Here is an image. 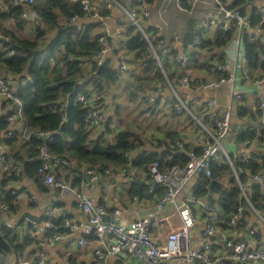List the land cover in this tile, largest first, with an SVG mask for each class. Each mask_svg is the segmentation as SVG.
<instances>
[{"label": "trees", "instance_id": "trees-1", "mask_svg": "<svg viewBox=\"0 0 264 264\" xmlns=\"http://www.w3.org/2000/svg\"><path fill=\"white\" fill-rule=\"evenodd\" d=\"M4 9L0 11V36L7 42L0 41V75L14 78L21 81L29 79L28 83L18 87L14 91L18 100L22 104V128L31 132L26 139L19 137H8L6 131L9 129L10 122L7 121L9 115L16 112L17 107L12 100L7 101L9 110L4 116H0V144L5 147L6 162L10 163V171L3 172L0 179V204H5L8 211L15 214L18 206L13 189L9 186L13 183L27 178L39 181L38 169L41 167L39 159L40 147L44 144L38 134L39 131L59 132L53 139L52 144H48L51 154L71 162L86 163L88 166L96 167L104 171L107 166L123 167L131 165L125 157L139 150L143 140L139 132L135 130L115 131L114 142H107L104 135H99L95 140L90 137V132L86 128L84 121L86 109L79 102L73 103L74 95L71 93L75 85L83 80L86 85L81 92L85 97L95 96L96 104L101 106L106 112V121L109 118L110 110L106 107L108 101V89L112 84L126 85L133 100H143L147 110L155 112L160 108L158 103L148 105L147 98L159 87H166V78L173 87L178 85L179 75L174 69L173 58L177 52L163 58L162 66L164 73L159 69L155 60L151 58L150 46L145 37L135 27L126 28L125 33V52L130 55L128 64L130 71L122 72L119 65L122 56L118 51H112L111 58H105L101 66L92 62V58L101 52L99 38L100 24L96 22H78L88 18L79 2L72 0H33L32 4H15L11 0H2ZM94 1V0H89ZM103 0H96L100 14H108L102 10ZM188 0H180V4L186 8ZM148 4L152 0H146ZM246 0H234L233 7L244 6ZM245 11V9H244ZM29 17L38 21V25L33 26L29 22ZM77 20V22L73 21ZM252 26L259 25L262 33L253 43H244L245 69L252 80L259 78L264 73V61L260 56L264 54V25L259 24V15L256 12L249 18ZM195 20L186 22L187 36L184 43H189L195 37H199L200 47L203 57L199 53H192L194 59L190 62L197 70L207 73L213 68L211 62L222 63L224 61L227 48L231 45L236 36V29L232 27L229 31L215 29L206 37L194 33L196 27ZM145 34L151 38L155 34L152 26L141 23ZM98 29V30H97ZM12 50L13 54H9ZM198 57L195 59L196 55ZM124 56V55H123ZM89 63V64H87ZM260 71L262 74L255 75L254 72ZM122 74H129L131 81L123 82ZM166 76V77H165ZM224 76H226L224 74ZM198 79V77H197ZM196 81H200L198 80ZM202 80H206L201 78ZM208 79V78H207ZM67 100V101H66ZM170 111L175 115L173 105ZM113 117H117L118 105L115 104ZM112 111V110H111ZM239 116H244L245 112L239 108ZM114 117V118H115ZM110 117L108 121L112 120ZM191 119V118H190ZM109 121V122H110ZM208 123V118H205ZM253 125L250 129L237 134V142L258 143V151L246 159L230 157V163L221 157L218 161H211L210 176L201 177V183L194 192L196 198L204 199L208 195V187L213 181V195L217 196L218 203L222 208V214L218 229L229 232L236 229L230 224L231 218L238 215V208L247 207L246 201L242 198V186H246L255 174L264 175V129L254 130ZM109 130V128H107ZM110 132L108 131V135ZM170 140L174 134L169 135ZM22 143L24 153L17 150V143ZM174 148V154L164 157L142 156L133 164L135 166H149L154 161H159L161 168H169L175 165L183 166L188 161V153L191 152L199 156L201 149H191L184 147L182 152ZM176 152V153H175ZM170 156V159H168ZM14 168L20 170L19 176L14 174ZM227 176L231 184L229 188L223 185V176ZM237 177H236V176ZM139 187V186H136ZM245 192V191H244ZM246 196L251 206L264 218V185L254 183L246 192ZM214 201L211 198L210 203ZM56 228L57 232H64L60 228L62 225L53 218H47ZM1 234L11 247V256L14 258L13 264H17L25 258V249L30 244L18 243V235L8 228H3ZM8 254L0 252V264H4Z\"/></svg>", "mask_w": 264, "mask_h": 264}, {"label": "built area", "instance_id": "built-area-1", "mask_svg": "<svg viewBox=\"0 0 264 264\" xmlns=\"http://www.w3.org/2000/svg\"><path fill=\"white\" fill-rule=\"evenodd\" d=\"M15 4L30 5L33 0H11ZM73 2H79L82 10L87 17L91 19V22L100 24L101 34L99 43L101 44V52L92 58V62L97 66H101L103 60L106 58V54L111 52V47H107L109 40L113 36V31L110 30L108 25V14L101 15L100 8L97 6V2L89 0H72ZM102 7L104 11L117 8L125 15V22H123L116 31L118 36L126 28L135 26L140 33L145 37L149 46L151 58L156 61L159 69L164 73L162 60L167 56L172 55L175 50L173 42L177 40V33L169 31V22L165 18L164 12H160L158 20L153 21L151 17V10L146 0H133L132 5L125 6L118 0H103ZM198 3H204L207 7L206 12L198 19L195 27V35L198 33L201 37L206 38L211 31L215 29H221L222 31H229L234 27L236 29V36L231 45L227 48L224 61L222 63H216L212 71L216 74V77L194 82L197 79L193 75L195 66L190 62L194 57L192 53H200V41L199 37H195L189 43H186L185 49H189V52L177 53L173 58L174 69L182 77L179 79L178 85L173 87L169 80L166 78V87L164 89L157 88L147 98L148 105L166 106L172 108V98L176 103L173 105L175 114L189 115L194 121H196L207 133L208 139H206L205 145L201 148L199 156L189 152L188 161L183 166L175 165L170 168H161L159 161L152 162L149 167V177L151 181H155L156 185L161 188V197L163 202L176 204L179 196L187 185L197 177H209L211 161H218L221 157H224L230 163V155L227 153L223 146L222 141L226 140L228 136L233 135L232 130V116L236 113V110L223 111L215 99L209 98L204 101L193 99L192 105L196 108H201V111L205 117L208 118V123H201L199 117L193 114L189 103V98L192 93H201L211 89H217L223 83H232L234 91V98L240 100V92L236 89L237 80L240 78L249 79L250 76L245 69V57H244V43H253L261 35L262 30L259 25L252 26L249 20V16L245 14L244 7H233L226 4L224 0H188L186 4L189 8L180 4V0H174L173 6L175 9L189 16L191 14V7ZM3 1L0 0V11L4 8ZM259 24L264 25V8L259 12ZM77 22V20L73 19ZM31 25H38V21L29 17ZM152 26L155 30V34L149 38L141 23ZM108 39V42H106ZM125 40L118 42L114 51L124 50ZM9 54H13L12 50ZM119 65V70L122 72L130 71L131 66L128 61L125 60L123 54ZM196 55V54H195ZM198 57L196 55L195 59ZM240 60V63L237 62ZM260 60L264 61V54L260 56ZM89 64V63H87ZM233 68L231 71L230 69ZM165 74V73H164ZM224 74L226 76H224ZM166 77V76H165ZM197 79V80H198ZM13 78L4 77L0 75V101L7 103L8 100H12L17 107L16 112L13 115L7 117L8 122L16 120L21 123L22 121V104L18 100L16 93L12 87ZM84 81L78 82L71 93L75 94L73 103H81L86 109L85 123L88 131L102 129L103 124L106 121L105 110L96 104L95 96L85 97L81 92L85 89L86 85ZM255 85L261 86L264 84V75L253 80ZM180 90L184 91V95L180 94ZM170 92V94H168ZM165 93L168 94V98H164ZM255 98L258 103V110L254 113L252 120L254 121L253 129L258 131L264 129V99L260 92L255 93ZM67 101V100H66ZM9 110V108L7 109ZM8 137H23L28 138L31 132H28L25 128L21 131H15L8 129L6 131ZM41 139L44 144L40 147L39 159L41 160V167L38 169L39 179L43 180L45 184L55 186L60 189H64L65 186L54 175V171L61 165H69V163L56 155H53L48 150V144H52L54 137L59 132L52 131H39ZM247 144V143H244ZM175 145H179L175 141ZM264 152V148L261 149ZM127 161L131 163V157L129 154L125 155ZM246 159V157H239ZM0 165L4 167L6 172L10 171V163L6 162L5 147L0 144ZM83 174L87 177L88 182H94L98 179L101 171L96 167L88 166L84 164ZM124 172L125 169H122ZM20 170L14 168V174L19 176ZM130 173L134 172L130 170ZM236 176V175H235ZM237 177V176H236ZM253 181L264 185V175L255 174ZM242 194H245L243 186L238 182ZM151 189L153 186H149ZM1 194V192H0ZM78 204L85 216V221L77 224H72L68 220L64 219L60 228L64 232H57L58 228L45 220L41 223L36 221H29L30 226L33 229V234L36 236L40 234L42 229L49 233V237L46 243L49 246H54L62 240H69L74 231L81 229L85 235L94 236L97 240L105 244L106 254L109 256H125L133 259L140 260L144 264H157L161 261L175 260L179 264H264V249L254 248L249 249L244 243L234 242L228 239V236L222 234L224 249L217 253V249H214L211 245H204L200 249H192L190 245V229L195 223V214L201 213L206 215L207 224L204 228L203 235L211 238L218 233L216 228L217 218L215 211L208 202L201 198H196L194 195L184 199L179 204H176V210L180 216L181 225L169 233L166 240L161 243H157L151 236V221L149 218H139L129 225L122 226L116 225L113 222L105 221L106 212L101 207L93 205L92 201L84 194H74ZM254 209V208H253ZM8 211V207L5 204H0V212ZM238 215L234 216L230 220V224L235 226L238 218L242 213V208H238ZM258 215V212L254 210ZM118 214V211L115 212ZM259 216L262 217L259 213ZM263 223L264 219L262 218ZM5 228H12L9 223H3ZM257 232V228H253L248 231L252 236ZM82 243V240H79ZM221 245V244H220ZM99 257H102L100 252H96ZM4 264H9L4 262ZM17 264H53L49 262L44 254L36 255L32 257H25Z\"/></svg>", "mask_w": 264, "mask_h": 264}, {"label": "crops", "instance_id": "crops-1", "mask_svg": "<svg viewBox=\"0 0 264 264\" xmlns=\"http://www.w3.org/2000/svg\"><path fill=\"white\" fill-rule=\"evenodd\" d=\"M118 1L125 6H130L133 3V0ZM173 1L174 0H152V3L149 4L151 17L153 21H157L158 15L160 12H164L163 9L165 8V18L169 22V31L171 33L174 31L178 35L177 40L173 42L176 52H189V49H185L186 44L184 43L187 36V28H185L186 22L188 20H195L197 22L206 12L207 7L204 3H198L191 7V14L186 16L175 9L172 5ZM224 1L229 6H232L234 2V0ZM243 7L245 8V14L250 18L253 12H256L258 15L264 8V0H246ZM108 16V25L110 30L113 31V36L109 40L107 47H111L112 52L118 42L126 39L125 35L118 36V34H116V31L119 30L118 27L125 22V15L117 8H113L108 10ZM91 21V19L85 18L78 23L81 24ZM171 23H176V28H174V25ZM98 31H100V28ZM124 33L125 31H122L121 34ZM105 57L111 58V53H107ZM199 57H203V52L199 53ZM237 62L240 63V60ZM215 64V62L210 63V65L213 66ZM230 70L232 71L233 68ZM254 74L258 75L262 74V72L256 71ZM193 75L203 79H212L216 77L212 69L210 72L207 71V73L194 69ZM241 79L242 78L237 80L236 86V89L241 95L240 100L234 98L235 88H233L230 82L221 84L217 89H211L201 93H192L189 98L193 114L199 117L201 123L204 124L206 123V117L201 114V108H196L192 105L193 99L204 101L213 98L223 111L236 110L231 120L233 135L228 136L226 140L222 141L224 150L229 153L230 157L232 156L234 158H247L259 150L258 143L255 141L247 144L237 142V134L247 131L254 125L252 118L254 113L258 110L255 93L260 92L264 99V84L257 86L251 78L245 79L243 83H240ZM12 87L14 91H18L16 80H14V82L12 81ZM180 94L184 95L185 93L180 90ZM164 98H168L167 93H165ZM105 104L110 107L112 105L113 107H111V110L112 112L114 111L115 105L110 98ZM9 107L10 106L7 105L6 102L3 100L0 101V116H4ZM239 108L245 112L244 116L238 115ZM160 109L165 110V113L170 116L177 117V120L168 131H164L158 127L147 129L146 135L142 138V146L139 150L131 152V155L129 154L131 157V165L126 164L123 167L114 165L107 166L105 171L108 172H101L96 181L88 182V178L83 174L84 164L86 163L71 162L69 165H61L53 170L55 177L65 186L64 189L47 185L42 179L36 181L24 177L21 181L9 186L13 189L12 191L16 197V205L18 208L15 214L10 211L0 212V217L4 218L5 223L12 225L10 230L18 235L17 241L20 245L25 244L27 241L30 242L25 249V257L28 258L44 254L47 260L53 264H144L140 260L131 257L107 255L105 244L97 240L94 236L85 235L81 229L74 231L69 240H62L54 246H49L46 243L49 237L47 231L42 229L41 233L35 236L32 227L29 226V229L27 228L26 223L28 221L41 223L47 218H53L59 223H62L63 220L66 219L70 223L77 225L84 222L86 218L74 195L75 193L84 194L92 201L94 206L103 208L106 212L105 221H107L106 217L109 219L116 217L118 219V225L126 226L139 218H149L152 226L151 236L157 243L164 242L167 235L181 225L180 216L176 210V204L194 195V192L201 183V177L194 178L183 190L176 204H172L162 201L161 188L158 185L153 186L152 189L149 187V182L151 181L148 173L149 166H135L133 163L142 156H156L160 158L168 154L170 155V153L174 154V148L176 147L175 141L179 143V145H177L180 147L178 150L179 152H182L184 147L201 149L205 145L208 136L206 131L192 118L190 119L186 115H174L169 107L163 105ZM110 117L113 119L111 121L109 120V122L108 119ZM109 118L103 124L102 129L88 131L90 132L92 140L106 133V135H104L106 141L114 142L115 131L117 132L123 129L117 128L113 115L109 116ZM190 124H195L200 131L197 130V127V129L194 130L195 132L192 131V126ZM107 128H109V130H107ZM10 129H13L14 132H18L21 131L22 125L14 120L10 123L9 130ZM108 131L110 132L109 135ZM171 133L174 134L172 140L169 138ZM16 148L20 150L21 153H24V151L21 150L22 143H17ZM168 159H170V156ZM122 169H125V171L123 172ZM130 170L134 173L131 174ZM3 172H6V170L0 165V179ZM254 183L258 182L251 180L246 186H243L245 194H242V198L246 201L247 207L242 209L243 214L241 213L238 218L237 224L235 225L236 229L226 233L218 229V225L221 223L222 208L218 203L217 196L212 195L209 200L206 199V196L203 199L208 202L215 211L218 233L211 238L205 237L203 232L207 224L206 215L196 212L195 223L190 229L189 234L192 249H200L204 245H211L214 249H217L216 246H219L216 251L219 253L224 249L222 246V234L228 236V239L234 242L244 243L249 249H264L263 217L259 216L258 211V215L254 212L255 209H253L246 196L247 190H249L250 186ZM1 195L2 194H0V196ZM211 198L214 201L212 204L210 203ZM116 211H118V214L115 213ZM109 222H112V220H109ZM53 227L55 226L53 225ZM253 228H257V232L250 236L248 231ZM79 240H82L81 244ZM97 251L102 254V257L95 254ZM11 261L12 262H8L5 259V262L13 264V257ZM157 264L179 263L172 260L168 262L161 261Z\"/></svg>", "mask_w": 264, "mask_h": 264}, {"label": "rangeland", "instance_id": "rangeland-1", "mask_svg": "<svg viewBox=\"0 0 264 264\" xmlns=\"http://www.w3.org/2000/svg\"><path fill=\"white\" fill-rule=\"evenodd\" d=\"M176 28V23H171ZM119 54H123L126 61L129 60L130 55L125 52L124 50H120ZM132 77L127 74H122L123 82L131 81ZM29 79H23L18 81V87L21 85H25L28 83ZM127 83V82H126ZM126 85L122 84H112L107 91V94L110 100L114 103V105H118V114L117 117L114 118L116 122L117 128L124 129V130H135L140 133L141 137L143 138L146 134L147 129H154L156 127L161 128L164 131H168L172 128L173 124L177 120V117L170 116L165 113V110L156 108L155 112L147 110V105L142 103L143 100H140L141 94H138L139 99L133 100L130 96L129 90L126 89ZM170 94V92L168 93ZM172 101L176 103L175 99L172 98ZM111 107H113L111 105ZM111 107H106L110 110V115H113L111 111ZM115 107V106H114ZM193 110V109H192ZM109 113V111H108ZM111 115V116H112ZM186 115V113H185ZM184 115V116H185ZM182 116V115H177ZM188 118H191L189 115H186ZM191 130L194 131L198 127L195 124H190ZM197 127V128H196ZM143 130V131H142ZM197 130L200 131L198 128ZM195 132V131H194ZM223 185L224 187H229L231 184L227 180V176L224 175L223 178ZM11 256H6V261H11Z\"/></svg>", "mask_w": 264, "mask_h": 264}, {"label": "water", "instance_id": "water-1", "mask_svg": "<svg viewBox=\"0 0 264 264\" xmlns=\"http://www.w3.org/2000/svg\"><path fill=\"white\" fill-rule=\"evenodd\" d=\"M0 41H2V42H7V40L5 39V38H3V37H1L0 36ZM106 42H108V39H107V41ZM14 79V78H13ZM244 78H242L241 80H240V83H243L244 82ZM212 184H213V181H211V183H210V185H209V187H208V195H207V197H206V199L207 200H209L210 199V197L213 195V191H212ZM156 185V182L155 181H150L149 182V186H155ZM243 214V213H242ZM106 220L107 221H109V220H112V222L114 223V224H116V225H118V219L116 218V217H114V218H112V219H109V218H107L106 217ZM5 221H4V218L3 217H0V252H3V253H5V254H8V255H10L11 254V247L9 246V244L6 242V240L3 238V236H2V234H1V230L3 229V228H5L4 226H3V223H4ZM26 226H27V228L29 229V226H30V222L28 221L27 223H26Z\"/></svg>", "mask_w": 264, "mask_h": 264}]
</instances>
